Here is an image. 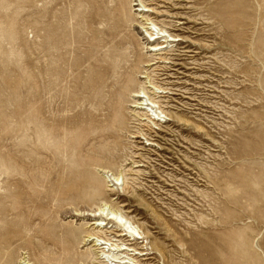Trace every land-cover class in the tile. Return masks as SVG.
I'll use <instances>...</instances> for the list:
<instances>
[{"label":"rangeland","instance_id":"rangeland-1","mask_svg":"<svg viewBox=\"0 0 264 264\" xmlns=\"http://www.w3.org/2000/svg\"><path fill=\"white\" fill-rule=\"evenodd\" d=\"M147 1L187 41H160L168 48L154 55L166 60L152 68L181 84L157 97L182 121L160 116L149 142L126 135L128 154L106 169L92 164L114 92L106 86L124 66L116 55L128 46L117 39L139 1L0 0V264L57 260L67 230L91 231L89 215L104 202L148 233L135 243L156 253L136 264H264V0H209L207 20L199 0H180L192 8L177 12L189 25L172 18L177 0ZM130 25L141 49L147 42ZM89 172L102 200L80 196Z\"/></svg>","mask_w":264,"mask_h":264},{"label":"bare ground","instance_id":"bare-ground-1","mask_svg":"<svg viewBox=\"0 0 264 264\" xmlns=\"http://www.w3.org/2000/svg\"><path fill=\"white\" fill-rule=\"evenodd\" d=\"M128 1L129 0H122V2L125 3ZM138 1L139 8L137 11H135L139 13L135 18L131 17L130 21L131 23L133 21L134 24L137 25V28L141 30V34L144 36L147 43H145V46L141 47V49L139 48V42L134 37L133 33L130 32L129 29L131 28V23L129 24V21L127 20L124 22V29H121L124 33V36L121 37L123 33L121 34L119 39H117L116 36V39L119 40V44L117 43L118 41L116 42L117 45H119L120 47H128H126L125 51L123 50L124 52L121 55L118 56L115 54L117 57L120 58V61L124 63V66L119 68L120 72L117 74L116 80L112 84H108L106 86L107 89L111 88L114 92L110 90L111 97L106 107L109 111V114L107 115L108 119L105 124L106 130L101 133V140L99 139V142H101L102 145L98 148V151L95 152L97 155H100L101 158L98 157L92 160V164L96 168H112L116 167L119 162H123L121 161V159H123L128 154L123 153L125 150V144L127 143L126 142L124 144L123 141V139L126 138V135H128V138L131 139H145L149 142L150 140L148 138H150L151 134H153L152 126H156L157 123L155 121H158V118L160 119V116L164 115V117H169V119L171 117L172 119H178V117H176L178 116V114L171 115L163 108L164 106L162 107L161 102L158 101V98L160 97H157V95L169 94L170 92L175 91L173 88H181V84L178 81L175 84H170L166 83L165 80H159V78L163 77V75H155V71L152 70V68L157 62H155V60L157 59H159L158 62H165L166 59H164L163 57H159L156 59L155 56L157 55H154L157 52L163 51L165 48H168L167 46L165 47L164 44H168L169 42L170 44L179 42L183 46V44L187 41H185V39L180 38L179 35H172V31H174L172 30L173 26L169 27V24L160 22L156 19L154 15L157 14V12L154 8L148 5L147 0ZM209 2V0L197 1L199 5V10L201 11L200 15L204 18V20H207V15L209 14V9L207 7L209 5ZM227 2L229 3L228 0L226 2L223 1V3L226 4L229 8L230 6ZM188 3V1L184 2L177 0V3H175V6H173V10L176 13L172 16V18L186 21L185 23L183 22L180 25L195 24L190 17L181 16V13L183 12L182 10H192L191 7H188V5H190ZM179 11H181V13H178V15L177 12ZM126 17L127 16H125V18ZM199 25H203V32H206L204 28L205 23L202 21ZM112 27L115 28L114 26ZM109 37L111 38L112 35H110ZM164 39L170 40L169 42L166 40L167 42L159 43ZM184 49L186 51L185 53H193L192 51H190V46L184 47ZM200 50H203V48ZM115 55L109 56L114 58ZM180 56L181 55H179L178 57ZM201 60L205 62L206 58L203 57ZM174 61L175 66L180 65L176 64L179 60ZM98 65L99 66H97L96 64L97 69L95 75L96 84L99 87L100 85L103 86L102 84L104 83V76L99 62ZM205 65L206 64L203 63L201 67L203 72H205ZM168 71L169 69L164 70V73ZM165 74V76H168L167 80L174 79L167 73ZM101 94L103 93L101 92ZM130 123H132L134 127L130 128ZM95 141H97V139H95ZM130 154L132 157H135L133 153ZM106 169H103L104 175H109L110 172H106ZM109 176H113V181L115 182L114 185L120 186L121 184H125L123 173H120V171L119 175L117 176H115L114 174H111ZM78 181L80 182V185L82 187L80 196H83L85 194L84 192H90L96 195L97 199H103L102 197L104 195L102 194L100 185L97 182L99 180L94 174V172H89L88 175L84 176L83 179H78ZM89 216L93 219V221L90 223V228L93 227V229L91 231L85 232L81 228H69L63 236V244L57 247L61 251V256L57 260L51 259L49 264H136L138 263V260H136L134 256L140 255L147 257L156 253L152 252L150 254L148 252V248L147 250H144L143 248L141 249L138 243H135L137 240L147 239L148 233L142 226L139 225L138 222L129 219L126 215H123V213L119 209H115V205L109 206V204L104 202L101 207H99L96 211H92V214H90ZM14 224H16V222L11 221L10 225ZM110 224H112L110 229L113 228V230H109L110 232H106L107 230L105 229ZM23 225H25V223H23ZM0 230L1 235L4 231H2V229ZM112 234H115L114 237L118 238L119 241L114 243L112 239L108 236ZM80 245H91L90 253L85 254L81 252L82 254H78L77 251L78 249H80ZM54 246L57 245L54 244ZM157 246V244H153L152 251L158 250ZM131 253H133V255H130ZM9 261L10 264L14 263L12 259H9ZM21 262V264H32L31 261L27 260V258L25 260L23 259Z\"/></svg>","mask_w":264,"mask_h":264}]
</instances>
